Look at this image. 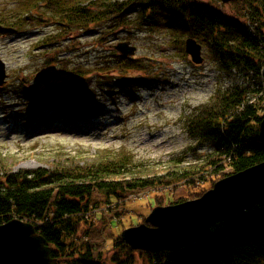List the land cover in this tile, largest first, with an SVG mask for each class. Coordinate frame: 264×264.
Here are the masks:
<instances>
[{
    "label": "trees",
    "instance_id": "trees-1",
    "mask_svg": "<svg viewBox=\"0 0 264 264\" xmlns=\"http://www.w3.org/2000/svg\"><path fill=\"white\" fill-rule=\"evenodd\" d=\"M242 2L245 4L241 12L236 9L230 15L224 13L225 6L219 0L216 3L201 0H19L13 16L1 13L0 24L19 26L11 21L13 17L26 21L27 13H36L39 4H47L49 16L66 23L70 31L86 30L96 24L110 23L119 28L133 23L150 33H165L183 43L184 38L196 37L209 45L222 75H229L233 69L255 77L257 82L254 90L238 84L224 90L219 88L208 102L185 116V129L195 147H187L181 156L171 158L160 171L138 170L133 156L123 150L101 151L92 161L82 164L61 159L54 161L52 168L33 170H14L0 152V225L13 218L33 223L51 247L52 257L58 258L61 264H264V201L228 222L214 225L200 241L175 252L134 251L118 237L113 245L115 254L109 259L98 260L89 249L82 252L78 246L73 248L77 245L73 239L67 243L85 220L82 216L92 211L89 199L96 192L106 195L113 204L112 198L118 203L131 192L166 187L172 182L188 179V184L183 185L187 194L186 186L195 188L201 181L208 185L202 186L199 193L189 191L188 198L168 203L174 204L201 197L214 183L228 176L222 173L225 166L232 174L264 162V139L259 136V123L264 118L260 116L264 110V52L252 28L241 20L247 17L264 26V0ZM127 3L139 9L133 20L125 12ZM53 39L49 37L48 43ZM121 59L128 63L124 57ZM136 60L131 59L133 63ZM138 69L143 75L136 71L122 79L132 86L148 81L143 77L150 64H145L144 69L139 68V64H130L125 70ZM70 73L78 77L88 74L83 67L82 72L74 69ZM50 94H30V123L42 111L43 102L88 111L86 109L96 100L92 94L72 101ZM203 147H209V152L199 155L195 161H187V151ZM166 190L173 191L168 187L163 191ZM155 202L150 211L163 205L161 197L156 196Z\"/></svg>",
    "mask_w": 264,
    "mask_h": 264
},
{
    "label": "rangeland",
    "instance_id": "rangeland-1",
    "mask_svg": "<svg viewBox=\"0 0 264 264\" xmlns=\"http://www.w3.org/2000/svg\"><path fill=\"white\" fill-rule=\"evenodd\" d=\"M18 3L0 0V14L13 16ZM244 4L226 5L223 11L228 15L236 9L241 12ZM48 9L47 4H39L36 13L25 15L26 21L13 17L11 21L19 26L12 27L18 34L0 37V59L7 72L0 87V152L14 170L52 168L51 164L61 159L82 164L101 151L123 150L133 156L138 170L160 171L187 147H195L184 124V117L192 110L208 102L219 88L238 84L256 89L257 79L253 76L233 69L229 75H222L209 45L199 38L194 37L203 46L204 63L195 66L183 41L165 33H150L133 23L119 28L110 23L96 24L70 31L66 23L50 17ZM138 10L134 4H125L131 20ZM51 36L54 39L48 43ZM126 41L138 49L135 63L128 58V63L123 62L122 56L109 49L112 44ZM130 64H139L142 69L150 64L143 77L148 81L136 86L124 81L122 78L129 73L138 71L143 75L140 69L125 70ZM82 67L88 74L72 76V70L82 72ZM44 70L57 72L60 78L45 86L36 79L37 73ZM36 92L70 101L92 94L96 100L88 111L43 102L42 111L30 123V94ZM260 116H264V110ZM209 149L187 151V161H195ZM231 171L225 166L222 173L229 175ZM187 181L131 192L118 203L112 198L113 204L106 195L94 193L89 199L92 211L82 216L85 220L67 243L73 239L77 244L73 248L78 246L82 252L89 249L98 260L109 259L116 252L115 240L124 229L143 222L156 196L161 197L164 206L188 198L189 191L199 193L202 186H208L204 181L195 188L186 186L187 194L183 186ZM167 187L173 191H163Z\"/></svg>",
    "mask_w": 264,
    "mask_h": 264
},
{
    "label": "water",
    "instance_id": "water-1",
    "mask_svg": "<svg viewBox=\"0 0 264 264\" xmlns=\"http://www.w3.org/2000/svg\"><path fill=\"white\" fill-rule=\"evenodd\" d=\"M237 1L221 0L223 4ZM17 33L16 28L0 24V36ZM109 49L126 58L135 57L138 50L130 41L112 44ZM202 49L196 39H186V53L197 66L204 63ZM6 78V64L0 59V87ZM58 78L57 72L48 70L36 75L45 86ZM259 136L264 139V118L259 123ZM263 201L264 162L218 180L199 198L155 207L144 223L125 229L121 239L134 251L175 252L200 241L214 225L228 222ZM60 263L33 223L13 218L0 225V264Z\"/></svg>",
    "mask_w": 264,
    "mask_h": 264
},
{
    "label": "built area",
    "instance_id": "built-area-1",
    "mask_svg": "<svg viewBox=\"0 0 264 264\" xmlns=\"http://www.w3.org/2000/svg\"><path fill=\"white\" fill-rule=\"evenodd\" d=\"M263 49H264V45H263Z\"/></svg>",
    "mask_w": 264,
    "mask_h": 264
}]
</instances>
